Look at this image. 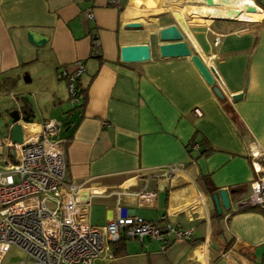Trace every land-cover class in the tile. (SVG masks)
<instances>
[{
	"label": "crops",
	"instance_id": "obj_1",
	"mask_svg": "<svg viewBox=\"0 0 264 264\" xmlns=\"http://www.w3.org/2000/svg\"><path fill=\"white\" fill-rule=\"evenodd\" d=\"M172 23L213 69L223 98L188 56H160L158 31ZM137 43L149 45L150 58L121 61L120 47ZM77 60L86 87L80 113L61 77ZM0 66V91L22 76L48 85L40 120H58L53 113L70 100L60 113L71 135L64 138L63 123L58 137L66 177L78 186L77 219L104 224L119 203L140 218L164 215L193 228L190 239L170 240L164 250L149 237L111 243L99 262L264 264V210L239 205L256 178L252 162L264 174V0H0ZM29 103L28 122H39ZM204 141L208 153L199 151ZM169 164L180 168L166 177ZM220 188L230 190L229 207L218 212L212 193ZM144 190L154 193L147 204L138 198Z\"/></svg>",
	"mask_w": 264,
	"mask_h": 264
},
{
	"label": "built area",
	"instance_id": "obj_2",
	"mask_svg": "<svg viewBox=\"0 0 264 264\" xmlns=\"http://www.w3.org/2000/svg\"><path fill=\"white\" fill-rule=\"evenodd\" d=\"M92 16L87 10L86 17ZM96 46L98 40L94 36L92 50ZM83 69L82 61L77 60L72 72H61L67 76L72 95L73 82ZM10 95L18 109L22 142H13L9 136L14 122L8 124L7 136L0 133V261L6 250L15 245L27 255L20 264H102L98 260L105 256L111 243L120 239L149 237L160 241V249L164 250L170 240L191 238L192 227H178L167 222L164 215L158 221L140 218L119 203L114 216L104 224L92 225L77 219L78 186L66 177L64 139L58 137L61 124L53 118L28 122L21 116L16 96ZM11 146L14 156L9 153ZM257 164L252 162L256 178L250 182L249 195L239 203L241 207L264 208V174H260ZM179 168L178 164H169L161 174L170 177ZM152 194L139 192V201L149 203Z\"/></svg>",
	"mask_w": 264,
	"mask_h": 264
},
{
	"label": "water",
	"instance_id": "obj_3",
	"mask_svg": "<svg viewBox=\"0 0 264 264\" xmlns=\"http://www.w3.org/2000/svg\"><path fill=\"white\" fill-rule=\"evenodd\" d=\"M219 2L220 0H216ZM229 2V0H225ZM128 26H138V23H130ZM28 39L36 43L30 33L27 34ZM158 37L161 41L158 49L159 54L162 57H173V56H188L195 66L199 74L203 79L210 85L216 96L223 98L224 95L220 87L216 84L213 69L208 67L202 58L197 53H192L188 44L183 39V35L178 26L174 23L164 26L159 29ZM42 42V40H40ZM120 59L123 62H140L150 58V47L147 43L137 44H125L119 49ZM25 80V78H24ZM28 80V79H27ZM240 97V94H235L234 99ZM11 122H14L13 126L9 130V136L13 142H22V125L19 122V113L17 108H12L8 111ZM10 155L14 156V148H9ZM230 190L227 188H220L218 193H212V198L218 212L221 211V206L224 208L229 207L228 193ZM253 207V206H251Z\"/></svg>",
	"mask_w": 264,
	"mask_h": 264
},
{
	"label": "rangeland",
	"instance_id": "obj_4",
	"mask_svg": "<svg viewBox=\"0 0 264 264\" xmlns=\"http://www.w3.org/2000/svg\"><path fill=\"white\" fill-rule=\"evenodd\" d=\"M20 86L25 88L24 93L19 92ZM64 86V84H63ZM18 91V92H17ZM10 93H15L21 97H25L30 100L32 104V108L35 111L36 118L39 119V115H45L46 111L49 110L50 99L48 91V85L42 80H33L31 82H25L22 76V80L19 81L18 84L13 86L10 91H0V132L2 135L6 134L7 132V124L10 120L8 115V110L15 107L12 101V97ZM63 103V104H62ZM70 100L66 99L61 102L60 107L56 109L57 112L53 113V115H57L59 123L63 125V121H61L62 114L60 113L61 110H66L70 108ZM40 111V112H39ZM47 119V118H43ZM40 120V119H39ZM2 154H0L1 156ZM27 260V255L24 250L19 248L18 246L11 245L6 252L4 253L0 264H20L23 261Z\"/></svg>",
	"mask_w": 264,
	"mask_h": 264
},
{
	"label": "trees",
	"instance_id": "obj_5",
	"mask_svg": "<svg viewBox=\"0 0 264 264\" xmlns=\"http://www.w3.org/2000/svg\"><path fill=\"white\" fill-rule=\"evenodd\" d=\"M256 3H259V0H256ZM94 55L95 56H98L97 55V53H94ZM75 68V67H74ZM63 70H65V71H67L68 73L69 72H72L74 69H63ZM62 70V71H63ZM61 71V72H62ZM61 77H63L64 79H66V81H67V83H68V79H67V76L66 75H61ZM74 83V94L72 95V94H70L69 93V98L70 99H73V98H76V100L73 102L74 103V108L72 109V110H76V111H78L79 113L81 112V110H82V108L84 107V105H85V103H86V87L80 82V76H78V77H76L75 78V81L73 82ZM5 90V89H4ZM15 96H16V100H17V102H18V99H20V102H21V105H20V107L22 108V110H23V112H24V119L25 120H27V121H29L30 120V112H31V109H30V103H29V100L26 98V97H21V96H19V95H16L15 94ZM18 98V99H17ZM13 108H15V107H13ZM12 109V108H11ZM10 110V109H9ZM8 110V111H9ZM72 110H69V113H70V111H72ZM7 111V112H8ZM68 117V116H67ZM70 123V121H66L65 123H64V131L65 132H69V133H66L65 134V139L67 140L69 137H70V135H71V133H70V131H69V124ZM213 149V147L212 146H210L209 145V143H207L206 141H204V145H203V147H202V149H200L199 151H200V153H208V152H210L211 150ZM214 189V188H213ZM212 189V190H213ZM251 209H256V210H264V208H261V207H259V206H253V207H250ZM124 240L125 239H120V240H118V241H115V242H113L112 243V245H118V246H122L123 245V243H124ZM120 250V249H119Z\"/></svg>",
	"mask_w": 264,
	"mask_h": 264
}]
</instances>
